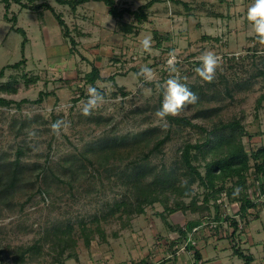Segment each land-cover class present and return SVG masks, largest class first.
Listing matches in <instances>:
<instances>
[{
    "label": "rangeland",
    "instance_id": "1",
    "mask_svg": "<svg viewBox=\"0 0 264 264\" xmlns=\"http://www.w3.org/2000/svg\"><path fill=\"white\" fill-rule=\"evenodd\" d=\"M116 1L120 8L138 10L151 0ZM251 3L160 0L147 10L148 21L138 34L126 35L118 32L119 20L109 15L103 2L73 11L50 1L68 24L74 46L50 12L41 19L14 3L7 11L0 2V70L26 60L20 69H7L1 80L18 92H0V97L20 105H0V167H10L19 159L21 181L14 195L6 202L1 199L0 264H193V250L178 253L184 244H174L180 235L163 220L165 205L147 206L144 214L131 217L118 205L136 202L138 172L152 170L145 179L151 182L163 170L181 166L185 144L204 142L199 129L156 117L170 77H178L199 97L177 117L208 129L220 121L240 120L247 132L242 138L246 150L264 147V99L257 108L264 97V41L247 19ZM6 16L17 19V24ZM122 21L130 23L133 17L127 14ZM145 38H150L149 50L142 46ZM206 52L219 57L211 82L195 72ZM225 55L236 59L224 60ZM170 59L175 72L170 71ZM94 65L103 78L115 75V80L97 82L103 100L92 115L85 116L82 109L92 86L84 78ZM145 66L152 69L151 79L141 72ZM40 94L43 101L35 103ZM56 121L62 122L58 132L51 127ZM168 134L161 151L145 157ZM106 142L110 148H103ZM194 190L201 202L203 189L195 184ZM168 195L172 207L175 197L170 190L163 196ZM222 201L224 215L240 223L243 250L256 256L254 264H264V198L251 209L247 224L236 215L239 203L226 197ZM209 213L211 218L208 213L178 211L166 219L181 226L196 219L212 222L214 208ZM230 225L224 221L216 234L215 229L203 227L195 234V248L203 258L207 256L202 264L216 260L243 264L234 253ZM67 226H72L76 248L68 247L58 262L60 236L55 233ZM84 228L93 233L90 246L85 244ZM33 246L40 248L41 255L29 249ZM205 249L208 253H203Z\"/></svg>",
    "mask_w": 264,
    "mask_h": 264
},
{
    "label": "trees",
    "instance_id": "2",
    "mask_svg": "<svg viewBox=\"0 0 264 264\" xmlns=\"http://www.w3.org/2000/svg\"><path fill=\"white\" fill-rule=\"evenodd\" d=\"M50 1H55L60 5L70 6L73 11H76L78 7L83 6L90 2H103L108 8V13L112 17L119 20V33L126 35H137L140 27L148 21L147 10L154 4L160 2V0H151L147 4L138 8V10H131L130 8H120L116 0H0L4 3L6 10L8 11L11 4H18L22 9L34 11L40 15L43 19L47 12H50L58 25L62 28L64 36L71 41L74 46L76 45L75 39L71 36V31L64 20L61 13H56L55 8L50 4ZM133 17V21L130 23L123 22L125 15ZM6 19L12 22L14 25L17 24V19ZM15 26H13L14 28ZM17 32H20L27 37L26 32L22 28H17ZM26 40L23 43L25 46ZM161 44L159 43V46ZM232 60H235L234 58ZM26 60L23 59L14 65H8L0 70V92L7 94H17L18 90L10 83L3 84L1 80L7 69H20L24 66ZM199 65V64H198ZM85 81L92 87H95L104 97V92L100 90L96 84L97 82H114L115 75L103 78L101 71L97 66H93L92 70L85 75ZM28 82L34 81L33 79L27 80ZM120 93L122 92L120 88ZM40 98L35 103L43 101V95L40 94ZM264 97L259 100L258 107L261 106ZM163 100V96L160 97L159 107ZM23 102H28L24 100ZM16 103L11 100L0 97V105H11ZM20 105V103H16ZM172 124L185 126L190 128L199 129L205 134L204 142L198 143H187L182 147L180 164L181 166L176 170H163L162 174L156 175L151 182H145L147 176L152 175V170H141L135 177L137 179V185L135 192H137L136 202H122L118 205L120 209L123 207L124 212L128 216L144 214L147 206H154L157 203L165 205V214H161L166 225L174 227L175 231L179 233V238L174 244H185L189 235L194 229L210 228L212 231L217 230L221 227L220 225L224 221H230L232 227V233H230L231 241L234 242L233 250L236 256H238L244 264H254L256 258L253 254L243 250L241 246L240 234L242 228L240 223L235 217L224 215L222 211L223 197H226L231 202H237L240 204L239 210L236 215L242 217L247 224V218L251 215V209H256L258 202L261 198H264V147L257 150L253 149L250 152L246 150V145L243 143L242 138L247 135L244 126L240 120H233L228 123L218 122L213 125L211 129L204 126L194 124L192 120L186 117L169 116L167 118ZM170 139L168 134L163 139H158L154 147L150 150L149 154L145 157H149L153 153H159L161 148ZM114 142V141H113ZM116 144V141L112 143ZM109 143H105L103 148H110ZM8 165L0 167V204L2 200L6 202L14 192L21 181L19 176V159L14 162H10ZM13 168H12V167ZM181 169V171H179ZM203 169V170H200ZM177 170L179 172H177ZM197 184L199 188L203 189L202 201H199V193H195L194 185ZM168 190L172 191V198L175 197V205L172 207L168 206L171 201V197L163 196L168 193ZM252 190V196L249 192ZM163 196V197H162ZM165 197V199H164ZM191 199L190 203L185 200ZM214 208L215 216L212 222H202L201 219L188 221L184 226L174 225L168 223L166 219L167 215L174 214L178 211L183 213L191 212L193 214L208 213L207 217L210 216V209ZM115 213V211H114ZM206 217V216H205ZM205 223V224H204ZM214 225V227H213ZM72 226H67L66 229L59 228L55 236H60L58 245L61 247V252L58 255L56 261L61 262L59 259L64 254L65 250L71 248L75 250L76 241L72 236ZM199 231V230H198ZM85 236V244L90 246L92 231L87 233L86 229H83ZM228 238V237H227ZM178 242V243H177ZM173 244V245H174ZM30 250H36L38 255H41L40 248L33 246ZM18 255L17 262L24 259L27 251ZM188 251L193 250L195 261L193 264H199L202 260V255L193 243H189L186 247ZM75 253V252H74ZM264 253V247H263ZM72 254H69L68 258H72Z\"/></svg>",
    "mask_w": 264,
    "mask_h": 264
},
{
    "label": "clouds",
    "instance_id": "3",
    "mask_svg": "<svg viewBox=\"0 0 264 264\" xmlns=\"http://www.w3.org/2000/svg\"><path fill=\"white\" fill-rule=\"evenodd\" d=\"M247 19L251 24L252 30L257 37L264 41V0H252L250 7L247 10ZM150 38H145L142 41V46L145 50L150 48ZM200 65L195 68L198 76L206 82H211L216 74L219 57L212 52H206L200 57ZM170 71L175 72L176 68L173 60L168 61ZM147 79L152 78V69L145 66L141 69ZM163 100L160 107L156 110L155 115L161 121H166L169 116H177L182 111L186 110L187 106L197 103L199 97L193 92L188 85L180 82L178 77H170L165 82ZM89 98L82 109L85 116L93 114L94 109L102 102V94L95 88L89 87ZM62 126L61 121H56L52 124V129L56 132Z\"/></svg>",
    "mask_w": 264,
    "mask_h": 264
},
{
    "label": "built area",
    "instance_id": "4",
    "mask_svg": "<svg viewBox=\"0 0 264 264\" xmlns=\"http://www.w3.org/2000/svg\"><path fill=\"white\" fill-rule=\"evenodd\" d=\"M222 57H224V60H227V61H229V59L231 58V59H236L235 57H233L232 55H230V57L229 56H222ZM222 61V60H221ZM198 230L199 229H194V231L189 235V239H188V241L184 244V246H183V248H181L179 251H178V253L181 251V250H183V251H185L186 250V247H187V245L189 244V243H193L195 246H196V238H194V236H195V234H197V232H198ZM177 253V254H178Z\"/></svg>",
    "mask_w": 264,
    "mask_h": 264
},
{
    "label": "crops",
    "instance_id": "5",
    "mask_svg": "<svg viewBox=\"0 0 264 264\" xmlns=\"http://www.w3.org/2000/svg\"><path fill=\"white\" fill-rule=\"evenodd\" d=\"M264 243V242H263ZM203 246H205V245H203ZM197 250H199V249H197ZM200 251V250H199ZM208 250L207 249H205L204 250V252L203 253H206ZM219 252L218 253H221V251H222V249H220V250H218ZM201 252V251H200ZM208 253V252H207ZM202 254V253H201ZM205 255V254H204ZM254 255V254H253ZM255 256V255H254ZM206 257V258H205ZM204 258H203V256H202V260L201 261H199V264H202V262L203 261H207V256H205ZM255 258H256V256H255ZM149 262V261H148ZM220 263H223V261L221 260H216V261H214V262H207L206 264H220ZM229 264H235V262H230ZM244 264V263H243Z\"/></svg>",
    "mask_w": 264,
    "mask_h": 264
}]
</instances>
